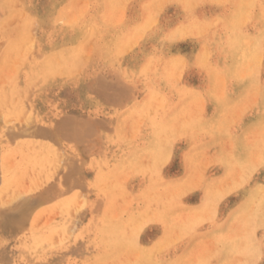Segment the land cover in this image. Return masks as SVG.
Instances as JSON below:
<instances>
[{"label":"rangeland","instance_id":"rangeland-1","mask_svg":"<svg viewBox=\"0 0 264 264\" xmlns=\"http://www.w3.org/2000/svg\"><path fill=\"white\" fill-rule=\"evenodd\" d=\"M116 1L0 0V264H264V1Z\"/></svg>","mask_w":264,"mask_h":264},{"label":"bare ground","instance_id":"bare-ground-1","mask_svg":"<svg viewBox=\"0 0 264 264\" xmlns=\"http://www.w3.org/2000/svg\"><path fill=\"white\" fill-rule=\"evenodd\" d=\"M1 1H2V0H1ZM117 1H118V0H117ZM117 1H116V2H117ZM136 1H137V0H136ZM155 1H157V2H154V0H153V3H151V1H150V3H151L150 6H151L152 4H154V3H158V0H155ZM162 1L164 2V0H162ZM167 1H168V0H167ZM215 1H216V0H215ZM229 1H230V0H229ZM234 1H235V0H234ZM239 1H240V0H239ZM255 1H256V0H255ZM263 1H264V0H263ZM122 2H123V1H122ZM130 2H131V1H130ZM141 2H142V1H140V3H141ZM145 2H146V1H145ZM159 2H160V4L158 3V6H157V7H159V5L162 6V4H163L160 0H159ZM188 2L190 3L191 1L189 0ZM194 2H195V1H194ZM198 2H199V1H198ZM218 2H219V1H218ZM221 2H222V1H221ZM223 2H224V1H223ZM112 3H113V2H112ZM126 3H127V2H126ZM140 3H139V4H140ZM148 3H149V1H148ZM148 3H147V4H148ZM161 3H162V4H161ZM88 4H89V3H88ZM116 4H117V3H116ZM122 4H123V3H122ZM124 4H125V3H124ZM142 4H143V3H142ZM142 4H140V5H142ZM193 4H194V3H193ZM226 4H227V3H226ZM239 4H240V3H239ZM248 4H249V3H248ZM113 5H114V4H113ZM120 5H121V4H120ZM132 5H133V4H132ZM144 5H145V3H144ZM172 5H173V4H172ZM174 5H175V4H174ZM178 5H179V4H178ZM190 5H191V3H190ZM190 5H189V6H190ZM195 5H196V4H194V6H195ZM200 5H201V4H200ZM220 5H221V4H220ZM240 5H241V4H240ZM0 6H1V5H0ZM45 6H46V5H45ZM125 6H126V5H125ZM137 6H138V5H137ZM165 6H166V5H165ZM189 6H187V7H189ZM241 6H242V5H241ZM241 6H240V10H241ZM250 6H252V5L250 4ZM256 6H257V5H256ZM113 7L115 8V6H113ZM148 7H149V6H148ZM154 7L156 8L155 5H154ZM171 7H172V6H171ZM198 7H199V6H198ZM201 7H202V6H201ZM207 7H208V6H207ZM207 7H206V9H207ZM45 8H46V7H45ZM58 8L60 9V7H58ZM71 8H73V7L71 6L70 9H71ZM74 8H75V7H74ZM87 8H88V7H87ZM114 8H113V10H114ZM118 8H119V6H118ZM151 8H152V7H151ZM155 8H154V11H155ZM162 8H164V7H162ZM165 8H166V7H165ZM189 8H190V7H189ZM202 8H203V7H202ZM216 8H217V7H216ZM220 8H221V7H220ZM220 8H219V9H220ZM227 8H228V4H227ZM249 8H250V7H249ZM256 8H257V7H256ZM259 8H261V7H259ZM7 9H8V8H7ZM115 9H117V8H115ZM122 9H123V8H122ZM124 9H125V8H124ZM132 9H134V8H132ZM158 9H160V8H158ZM191 9H192V8H191ZM191 9H189V10H191ZM200 9H201V8H200ZM212 9H213V8H212ZM225 9H226V8H225ZM238 9H239V7H238ZM251 9H252V7H251ZM45 10H46V9H45ZM61 10H62V9H61ZM113 10H112V11H113ZM162 10H163V9H162ZM171 10H172V9H171ZM187 10H188V9H187ZM247 10H248V9H247ZM252 10H254V9H252ZM5 11H6V10H5ZM38 11H39V9H38ZM66 11H67V10H66ZM112 11H110V12H112ZM122 11H123V10H122ZM147 11H148V10H147ZM158 11H159V10H158ZM172 11H173V10H172ZM185 11H186V10H185ZM219 11H220V10H219ZM226 11H227V10H226ZM226 11H225V12H226ZM237 11H238V10H237ZM262 11H263V10H262ZM123 12H124V11H123ZM137 12H138V11H137ZM166 12H167V11H166ZM166 12H165V13H166ZM168 12H169V11H168ZM193 12H194V11H193ZM225 12H224V13H225ZM249 12H250V9H249ZM252 12H253V11H252ZM260 12H261V11H259V13H260ZM5 13H7V12H5ZM57 13H58V12H57ZM84 13H85V12H84ZM120 13H121V11H120ZM125 13H126V12H125ZM138 13H139V12H138ZM155 13H156V12H155ZM157 13H158V12H157ZM162 13H163V12H162ZM179 13H180V12H179ZM187 13H188V12H187ZM195 13H196V12H195ZM243 13H244V11H243ZM250 13H251V12H250ZM250 13H249V14H250ZM263 13H264V11H263ZM111 14H112V17H113V16H114V17L117 16L115 13H114V15H113V13H111ZM171 14H172V13H171ZM198 14H199V13H198ZM238 14H239V13L237 12V15H238ZM246 14H247V13H246ZM249 14H247L246 16H248ZM255 14H256V13H255ZM255 14H254V15H255ZM3 15H4V14H3ZM3 15H1V16H3ZM115 15H116V16H115ZM122 15H123V14H122ZM122 15H121V17H122ZM132 15H133V14H132ZM132 15H131V16H132ZM146 15H147V14H146ZM178 15H179V14H178ZM237 15H236V18H237ZM20 16H21V15H20ZM109 16H110V14H109ZM134 16H135V15H134ZM139 16H140V15H139ZM153 16H155V15H153ZM153 16L150 15L151 18H152ZM162 16H163V15H162ZM179 16H180V15H179ZM179 16H178V17H179ZM186 16H187V15H186ZM251 16H252V13H251ZM255 16H256V15H255ZM260 16H261V14H260ZM262 16H263V15H262ZM60 17H62V16H60ZM114 17H113V18H114ZM124 17H125V16H124ZM124 17H123V18H124ZM150 17L148 18V15H147L146 18H148V20H149ZM169 17H170V16H169ZM172 17H173V16H172ZM190 17H191V16H190ZM194 17H195V16H194ZM198 17H199V16H198ZM249 17H250V16H249ZM263 17H264V16H263ZM263 17H262V18H263ZM58 18H59V17H57V19H58ZM80 18H81V17H80ZM96 18H97V17H96ZM108 18H109V17H108ZM108 18H107V20H106L105 22H108ZM113 18H112V20H113ZM118 18H119V17H118ZM143 18H144V17H143ZM159 18H160V17H159ZM183 18H185V17H183ZM213 18H215V17L213 16ZM236 18H235V20H236ZM245 18H246V17H245ZM61 19H62V18H61ZM61 19H60V20H61ZM131 19H132V17H131ZM191 19H192V18H191ZM211 19H212V18H211ZM238 19H239V18H238ZM16 20H17V19H16ZM95 20H96V22H97V19H95ZM95 20H93V21H95ZM122 20H123V19H122ZM155 20H156V17H155ZM172 20H174V19H172ZM189 20H190V19H189ZM195 20H196V19H195ZM215 20H216V19H215ZM244 20H245V19H244ZM58 21H59V20H58ZM113 21H114V20H113ZM117 21L119 22V20H117ZM117 21H116V22H117ZM129 21H130V20H129ZM139 21H140V20H138V22H139ZM187 21H188V18H187ZM216 21H218V20H216ZM216 21H215V22H216ZM232 21H234V20H232ZM232 21H230V22H232ZM236 21L238 22V24H240V22H239L238 20H236ZM9 22H10V21H9ZM59 22H60V21H59ZM121 22H122V21H121ZM131 22H132V20H131ZM155 22H157V21H155ZM155 22H154V23H155ZM176 22H177V21H176ZM176 22H174V23H176ZM184 22H185V21H184ZM188 22H189V21H188ZM199 22H200V21H199ZM222 22H224V21H222ZM243 22H244L243 24H245V21H243ZM248 22H249V21H248ZM33 23H34V22H33ZM57 23H58V22H57ZM114 23H115V21H114ZM140 23H141V22H140ZM140 23H139V24H140ZM146 23H147L149 26H150V24H152V23H151V20H150V22L148 21V22H146ZM146 23L144 22L143 25H144V24L146 25ZM149 23H150V24H149ZM162 23H163V22H162ZM169 23H170V22H169ZM190 23H191V21H190ZM200 23H201V22H200ZM246 23H247V22H246ZM253 23H254V22H253ZM7 24H8V23H7ZM111 24H113V22H112ZM126 24H128V23H126ZM158 24H159V23H158ZM160 24H161V23H160ZM165 24H166V23H165ZM171 24H172V23H171ZM197 24H198V23H197ZM201 24H202V23H201ZM215 24H216V23H215ZM223 24H225V22H224ZM231 24H232V23H231ZM234 24L236 25V22H234ZM258 24L260 25V23H258ZM18 25H19V24H18ZM22 25H23V24H22ZM27 25H28V24H27ZM116 25H117V24H116ZM140 25H141V24H140ZM148 25H146V28H144L145 26L143 27V30H142L143 32H144V29H147V26H148ZM178 25H179V24H178ZM187 25H188V24H187ZM192 25H193V24H191V26H192ZM202 25H203V24H202ZM212 25H214V24H212ZM219 25H220V24H219ZM221 25H222V24H221ZM227 25H228V24H227ZM118 26H119V25H118ZM121 26H122V25H121ZM155 26H156V23H155ZM240 26H241V25H239L238 27H240ZM245 26H246V25H245ZM252 26H254V25H252ZM114 27H115V26H114ZM124 27H125V26H124ZM127 27H128V26H127ZM140 27H142V26H140ZM158 27H159V29H160V26H158ZM171 27H172V26H171ZM174 27H175V24H174ZM178 27H179V26H178ZM183 27H184V25H183ZM218 27H219V26H218ZM241 27H242V26H241ZM254 27H255V26H254ZM256 27H257V26H256ZM25 28H26V27H25ZM85 28H86V27H85ZM89 28H90V27H89ZM121 28H122V27H121ZM136 28H137V27H136ZM136 28H135V29H136ZM148 28H149V27H148ZM156 28H157V27H156ZM161 28H162V26H161ZM169 28H170V26H169ZM169 28L167 27L166 29L169 30ZM176 28H177V27H175V29H176ZM185 28H187V26H186ZM250 28H251V27H250ZM109 29H110V28H109ZM129 29H130V27H129ZM166 29H163V30H166ZM175 29L173 28V32H171L172 34H175V32H174ZM178 29L180 30V27L176 29V33L181 31V30L178 31ZM194 29H195V28H194ZM196 29H197V28H196ZM213 29H214V28H213ZM242 29H243V28H242ZM137 30H139V29H137ZM200 30H201V29H200ZM214 30H215V29H214ZM243 30H244V29H243ZM30 31H31V30H30ZM132 31H133V30H132ZM134 31H135V30H134ZM142 31L140 30V31H137V32H139V33L141 34ZM150 31H151V30H150ZM197 31H198V29H197ZM207 31H208V30H207ZM210 31H211V30H210ZM220 31H221V30H220ZM244 31H245V30H244ZM28 32H29V31H28ZM147 32H148V31H147ZM160 32H161V31H160ZM162 32H166V31H162ZM162 32H161V33H162ZM167 32H168V31H167ZM167 32H166V33H167ZM169 32H170V31H169ZM169 32H168V33H169ZM185 32H187V31H185ZM192 32H193V31H192ZM198 32H199V31H198ZM198 32H197V33H198ZM97 33H98V32H97ZM133 33L135 34L136 32H133ZM145 33H146V32H145ZM156 33H157V32H156ZM180 33H181V32H180ZM25 34H26V33H25ZM131 34H132V33H131ZM134 34H133V35H134ZM136 34H137V33H136ZM140 34H138V36H139ZM172 34H171V35H172ZM198 34H199V33H198ZM198 34H197V35H198ZM211 34H212V33H211ZM143 35H144V34H143ZM159 35H161V34H159ZM181 35H182V34H181ZM186 35H187V34H185V36H186ZM190 35H191V33H190ZM193 35H194V34H193ZM193 35H192V36H193ZM200 35H201V34H200ZM203 35H204V34H203ZM206 35H207V32H206ZM22 36H23V35H22ZM25 36H26V35H24V37H25ZM130 36H131V35H130ZM134 36H135V35H134ZM134 36H132V37H134ZM136 36H137V35H136ZM138 36H137V37H138ZM141 36H142V35H141ZM144 36H145V35H144ZM146 36H147V33H146ZM166 36L168 37V35H166ZM173 36H174V35H173ZM188 36H189V35H188ZM188 36H186V37H188ZM194 36H196V35H194ZM211 36H212V35H211ZM24 37H23V38H24ZM132 37H129V39L132 38ZM183 37H184V36H182V39H183ZM201 37H202V36H201ZM5 38H6V37H5ZM157 38H159V37H157ZM169 38H170V35H169ZM180 38H181V37H180ZM211 38H212V37H211ZM217 38H218V37H217ZM227 38H228V37H227ZM31 39H32V38H31ZM127 39H128V38H127ZM129 39H128V40H129ZM132 39H135V38H132ZM138 39H139V38H138ZM141 39H142V38H141ZM147 39H148V38H147ZM163 39H164V38H163ZM177 39H179V38H177ZM207 39H208V38H207ZM207 39H206V40H207ZM19 40H22V39H19ZM19 40H18V41H19ZM23 40H24V39H23ZM33 40H34V39H33ZM130 40H131V39H130ZM139 40H140V39H139ZM149 40H150V39H149ZM174 40H176V38H175ZM174 40H173V41H174ZM197 40H198V39H197ZM200 40H201V39H200ZM219 40H220V39H219ZM238 40H239V39H238ZM28 41H29V40H28ZM30 41L32 42V40H30ZM131 41L133 42L134 40H131ZM131 41H130L131 44L129 43L130 45H132V44L134 43V42L132 43ZM136 41H137V39L135 40V43H136ZM142 41H143V40H142ZM162 41H164V40H162ZM166 41H167V40H166ZM195 41H196V40H195ZM223 41H224V40H223ZM254 41H255V40H254ZM254 41H253V42H254ZM0 42H1V41H0ZM22 42H23V41H22ZM73 42H74V41H73ZM124 42H125V44H126V43L128 44L129 41L125 40ZM138 42H139V41H138ZM144 42H145V41H144ZM157 42L160 43L161 41L159 42V40L157 39ZM251 42H252V41H251ZM258 42H259V40H258ZM18 43H19V42H17V45H18ZM20 43H21V41H20ZM117 43H118V42H117ZM117 43H116V44H117ZM158 43H157V44H158ZM163 43H164V42H163ZM169 43H170V42H169ZM196 43H197V41H196ZM213 43H214V42H213ZM215 43H216V42H215ZM255 43H256V42H255ZM0 44H1V43H0ZM33 44H34V43H33ZM121 44H122V43H121ZM125 44L123 43L122 45H125ZM127 44H126L125 47L128 49L129 44H128V46H127ZM151 44H154V43H151ZM249 44H251V43H249ZM139 45H140V44H139ZM167 45H168V44H167ZM185 45H186V44H185ZM198 45H200V44H198ZM214 45H215V44H214ZM256 45H257V44H256ZM18 46H19V45H18ZM45 46H46V45H45ZM117 46L119 47L118 44H117ZM117 46H115V47H117ZM134 46H135V44H134ZM157 46H158V45H157ZM164 46H165V45H164ZM171 46H172V45H171ZM173 46H174V45H173ZM173 46H172L171 48H173ZM207 46H209V45H207ZM228 46H229V45H228ZM159 47H160V46H159ZM202 47H203V46H202ZM202 47H201V48H202ZM252 47H253V46H252ZM21 48H23V47H21ZM111 48H112V47H111ZM122 48L124 49V47H122ZM126 48H125V49H126ZM144 48H145V47H144ZM150 48H151V47H150ZM197 48H198V47H197ZM205 48H206V47H205ZM219 48H220V47H219ZM119 49H120V47H119ZM123 49H122V50H123ZM158 49H160V48H158ZM166 49H167V48H166ZM216 49H217V48H216ZM0 50H1V49H0ZM16 50H17V49H16ZM122 50H120V52H121ZM130 50H132V49L130 48ZM164 50H165V48H164ZM173 50H174V49H173ZM186 50H187V49H186ZM202 50H204V49L202 48ZM218 50L221 51L220 49H218ZM261 50H262V49H261ZM24 51H25V50H24ZM126 51H127V50H125V52H126ZM167 51H168V50H167ZM197 51H198V50H197ZM205 51H207V50L205 49L204 52L202 51L201 53L204 54ZM253 51H254V50H253ZM120 52L116 51L115 53H116V54H117V53H119V54H123V53H124L123 51H122L121 53H120ZM175 52H176V51H175ZM189 52H190V51H189ZM214 52H215V51H213V53H214ZM233 52H234V51H233ZM108 53H109V52H108ZM113 53H114V50H113ZM115 53H114V54H115ZM157 53L159 54L158 51H157ZM160 53H161V52H160ZM184 53H185V52H184ZM255 53H256V50H255ZM260 53H261V52H260ZM130 54H131V53H130ZM175 54H176V53H175ZM189 54H190V53H189ZM53 55H54V54H53ZM53 55H52V60H54V58H55V56H54V58H53ZM103 55H104V54H103ZM108 55H110V54H108ZM171 55H172V54H171ZM173 55H174V54H173ZM199 55H201V54H200V53L197 54V56L200 58ZM205 55H207V52H206ZM219 55H220V54H219ZM27 56H28V55H27ZM38 56H40V55H38ZM117 56L119 57L120 55H116V57H117ZM123 56H124V55H123ZM142 56H143V54H142ZM168 56H170V55L168 54ZM177 56H178V55H177ZM179 56H180V55H179ZM192 56H193V55H192ZM213 56H214V55H213ZM246 56H247V55H246ZM50 57H51V56H50ZM81 57H82V56H81ZM103 57H105V55H104ZM110 57H111V56H110ZM114 57H115V56H114ZM121 57H122V56H121ZM138 57H139V56H138ZM149 57H150V56H149ZM184 57H185V56H184ZM195 57H196V54H195ZM203 57H204V56L202 55V59H203ZM208 57H209V56H208ZM214 57H215V56H214ZM257 57H260V56H257ZM27 58H28V57H27ZM39 58H40V57H39ZM96 58H97V57H96ZM125 58H127V56H126ZM130 58H131V57H130ZM160 58H161V57H160ZM179 58H180V57H179ZM182 58H183V57H182ZM182 58H181V59H182ZM206 58H207V57H206ZM209 58H210V57H209ZM209 58H208V59H209ZM215 58H216V57H215ZM215 58H214V59H215ZM100 59H101V58H100ZM108 59H109V58H108ZM132 59H133V58H132ZM135 59H136V58H135ZM151 59H152V58H151ZM154 59H155V58H154ZM161 59H162V58H161ZM192 59H193V58H192ZM197 59H198V58H197ZM197 59L195 58L194 61H195V62H198ZM27 60H28V59H27ZM115 60H118V59L115 58ZM119 60H120V59H119ZM123 60H124V59H123ZM136 60H137V59H136ZM146 60H147V59H146ZM44 61H45V60H44ZM57 61H58V60H57ZM177 61H179V59H178ZM177 61H176V62H177ZM180 61H181V60H180ZM180 61L178 62L179 64H180ZM187 61H188V60H187ZM194 61H193V62H194ZM207 61H208V60H207ZM227 61H228V59H227ZM116 62H117V61H116ZM244 62H245V59H244L243 63H244ZM33 63H34V62H33ZM36 63H37V62H36ZM57 63H58V62H57ZM57 63H56V64H57ZM117 63H118V62H117ZM130 63H131V62H130ZM146 63H147V62H146ZM146 63H145V64H146ZM153 63H154V62H153ZM153 63H152V64H153ZM178 63H177V64H178ZM183 63H184V62H182V65H183ZM258 63H259V62H258ZM104 64H106V63H104ZM118 64H119V63H118ZM125 64H126V63H125ZM139 64H140V63H139ZM148 64H149V63H148ZM160 64H161V63H160ZM179 64H178L177 66H179ZM26 65H27V64H26ZM113 65H114V64H113ZM115 65H116V63H115ZM154 65H156V63H155ZM166 65L168 66L169 64L166 63ZM172 65H174V64L172 63ZM180 65H181V64H180ZM197 65H198V64H197ZM202 65H204V64L202 63ZM210 65H211V64H210ZM249 65H250V64H249ZM119 66H120V65H119ZM144 66H145V65H144ZM147 66H148V65H147ZM160 66H161V65H160ZM174 66H175V65H174ZM191 66H192V65H191ZM195 66H196V64H195ZM199 66H200V65H199ZM258 66H259V64H258ZM66 67H67V66H66ZM116 67H117V66H116ZM154 67H155V66H154ZM158 67H159V66H158ZM168 67H169V66H168ZM175 67H176V66H175ZM175 67H174V68H175ZM181 67H183V66H181ZM187 67H188V65H187ZM187 67H186V68H187ZM196 67H197V66H196ZM211 67H212V66H211ZM240 67H241V66H240ZM59 68H60V67H59ZM59 68H58V70H59ZM75 68H76V67H75ZM141 68H142V67H141ZM151 68H153V66H152ZM151 68H149V69H151ZM156 68H157V66H156ZM174 68H173V69H174ZM177 68H178V67H177ZM188 68H189V67H188ZM199 68H200V67H199ZM201 68H202V67H201ZM201 68H200V69H201ZM206 68H207V67H206ZM6 69H7V67H6ZM65 69H66V68H65ZM126 69L128 70L127 67H126ZM133 69H134V68H133ZM143 69H145V67H144ZM153 69H154V68H153ZM153 69H152L151 71H153ZM159 69H160V68H159ZM162 69H163V68H162ZM175 69H176V68H175ZM194 69H195V68H194ZM203 69H204V68H203ZM240 69H241V68H240ZM245 69H246V68H245ZM251 69H253V67H252ZM146 70H148V69H146ZM204 70H205V69H204ZM0 71H1V70H0ZM60 71H61V70H60ZM65 71H67V70H65ZM166 71H170V72H171V70H166ZM177 71H179V70H177ZM177 71H176V73H177ZM182 71H183V70H182ZM200 71H201V70H200ZM202 71H203V70H202ZM239 71H240V70H239ZM239 71H238V72H239ZM55 72H56V71H55ZM138 72H139V70H138ZM141 72H142V71H141ZM145 72H146V71H145ZM149 72H150V71H149ZM149 72H146V74L149 73ZM155 72H156V71H155ZM155 72L152 73V74H155ZM174 72H175V70H174ZM186 72H187V71H186ZM230 72H231V71H230ZM60 73H61V72H60ZM65 73H66V72H65ZM67 73L70 74L71 72H68V71H67ZM162 73H164V72H162ZM166 73H167V72H166ZM179 73H180V72H179ZM198 73H199V72H198ZM252 73H253V72H252ZM129 74H130V73H129ZM138 74H139V73H138ZM138 74H137V77L139 76ZM159 74H160V73H159ZM159 74H158L157 76H159ZM168 74H169V72H168ZM168 74H167V75H168ZM171 74H173V72L170 73L169 75H171ZM190 74H192V73H190ZM195 74H196V73H195ZM217 74H219V72H218ZM230 74H231V73H230ZM257 74H258V73H257ZM22 75H23V74H22ZM47 75H48V74H47ZM53 75H54V73H53ZM121 75H122V74H121ZM134 75H135V74H134ZM134 75H133V76H134ZM147 75H148V74H147ZM167 75H166V76H167ZM169 75H168V76H169ZM173 75H177V76H178V73H177V74H173ZM180 75H182V74H180ZM197 75H198V74H197ZM200 75H201V74H200ZM44 76H45V75H44ZM64 76H65V75H64ZM135 76H136V75H135ZM262 76H263V75H262ZM39 77H41V76H39ZM151 77H152V76H151ZM154 77H155V75H154ZM173 77H174V76H173ZM181 77H182V76H181ZM41 78H42V77H41ZM61 78H62V77H61ZM126 78H128V77H126ZM140 78H141V77H140ZM149 78H150V77H147V79H149ZM164 78H165V77H164ZM168 78H169V77H167V79H168ZM177 78H178V77H177ZM179 78H180V76H179ZM193 78H194V77H193ZM197 78H198V77H197ZM262 78H263V77H262ZM7 79H8V78H7ZM36 79H37V78H36ZM36 79H35V80H36ZM160 79H162V78H160ZM186 79H187V78H186ZM55 80H56V79H55ZM124 80H125V79H124ZM128 80H130V78H129ZM138 80H139V79H138ZM163 80H164V79H162V81H163ZM173 80H174V79H173ZM191 80H192V79H191ZM220 80H221V79H220ZM146 81H147V80H146ZM151 81H152V80H151ZM159 81H160V80H159ZM159 81H158V82H159ZM180 81H181V80H180ZM186 81H187V80H186ZM186 81H185V82H186ZM222 81H223V80H222ZM222 81H221V83H222ZM58 82H59V81H58ZM156 82H157V81H156ZM164 82H165V80H164ZM166 82H167V81H166ZM168 82H170V81H168ZM173 82H174V81H173ZM219 82H220V81H219ZM147 83H148V82H147ZM161 83H163V82H161ZM175 83H176V86H177V82H175ZM175 83H174V85H175ZM200 83H201V82H200ZM163 84H165V83H163ZM166 84H167V83H166ZM178 84H179V83H178ZM219 84H220V83H219ZM227 84H228V83H227ZM44 85H45V84H44ZM105 85H106V84H105ZM157 85H158V83H157ZM169 85H170V84H169ZM181 85H182V84H181ZM249 85H250V84H249ZM149 86H150V85H149ZM159 86H160V85H159ZM215 86H216V85H215ZM222 86H223V84H222ZM222 86H221V87H222ZM49 87H50V86H49ZM52 87H53V86H52ZM59 87H60V86H59ZM61 87H62V86H61ZM143 87H144V86H143ZM162 87H163V86H162ZM167 87H168V86H167ZM170 87H171V86H170ZM179 87H180V86H179ZM221 87H220V88H221ZM42 88H43V87H42ZM44 88H46V87L44 86ZM150 88H151V86H150ZM171 88H172V87H171ZM173 88H175V87L173 86ZM54 89H55V88H54ZM159 89H160V88H159ZM159 89H158V90H159ZM164 89H165V88H164ZM164 89H163V90H164ZM177 89H178V88H177ZM186 89H187V88H186ZM186 89H185V90H186ZM143 90H144V89H143ZM169 90H170V89H168V91H169ZM173 90H174V89H173ZM178 90H179V89H178ZM187 90H188V89H187ZM52 91H53V88H52ZM58 91H59V90H58ZM145 91H148V89L145 90ZM159 91H160V90H159ZM161 91H162V90H161ZM175 91H176V88H175ZM235 91H236V90H235ZM121 92H122V91H121ZM164 92H165V91H164ZM176 92H177V91H176ZM128 93H129V92H128ZM128 93H127V94H128ZM146 93H147V92H146ZM169 93H170V91H169ZM184 93H185V91L183 92V95H184ZM19 94H20V93H19ZM158 94H159V93H158ZM164 94H165V93H164ZM177 94L179 95V93H177ZM195 94H198V93H195ZM128 95H129V94H128ZM145 95H146V94H145ZM145 95H144V96H145ZM154 95H155V94H154ZM165 95H167V93H166ZM173 95H175V93H174ZM129 96H130V95H129ZM155 96H156V95H155ZM155 96H154V98L156 99L157 97H155ZM191 96H193V95H191ZM199 96H200V95H199ZM219 96H221V95H219ZM219 96H218V97H219ZM121 97H122V96H121ZM151 97H152V95H151ZM160 97H161V96H160ZM165 97H166V96H165ZM167 97H168V96H167ZM188 97H189V96H188ZM207 97H208V96H207ZM195 98H197V97L195 96ZM240 98H241V97H240ZM145 99H146V98H145ZM162 99H163V98H162ZM168 99H169V98H168ZM171 99H172V98H171ZM253 99H254V98H253ZM127 100H129V99H127ZM169 100H170V99H169ZM175 100H177V99H175ZM201 100H202V99H201ZM135 101H136V100H135ZM147 101H148V100H147ZM147 101H146V102H147ZM150 101H152V100H150ZM159 101L161 102V99H159ZM159 101H158V103H159ZM173 101H174V100H173ZM193 101H195V99H193ZM197 101H198V100H196L195 102L198 103ZM211 101H212V100H211ZM211 101H210V102H211ZM0 102H2V101H0ZM169 102H170V101H169ZM174 102H175V101H174ZM190 102H191V99H190ZM203 102H204V101H203ZM210 102H209V103H210ZM162 103H163V101H162ZM162 103H160L161 106H162ZM199 103H200V102H199ZM212 103H213V102H212ZM154 104H155V103H154ZM190 104H192V103H190ZM193 104H194V103H193ZM210 104H211V103H210ZM152 105H153V103H152ZM156 105H158V104H156ZM156 105H155V107H157ZM187 105H188V107H189L188 101H187ZM196 105H197V104H196ZM202 105H203V104H202ZM213 105H214V104H213ZM142 106H143V105H142ZM164 106H166V105H164ZM194 106H195V104H194ZM198 106H200V108H203V107H201V105H199V104H198ZM167 107H168V106H167ZM190 107H191V106H190ZM190 107H189V110H191ZM149 108H150V107H149ZM162 108H163V107H162ZM162 108H160V109H162ZM193 108H194V107H193ZM200 108H199V110L201 111L202 109H200ZM146 109H147V108H146ZM153 109H154V108H153ZM164 109H166V108H164ZM187 109H188V108H187ZM194 109L197 110V108H194ZM148 110H149V109L146 110L147 113H148ZM166 110H167V109H166ZM220 110H221V109H220ZM247 110H248V109H247ZM168 111H169V110H168ZM182 111L184 112V108H183ZM202 111H203V110H202ZM114 112H116V111H114ZM141 112H142V111H141ZM154 112H155V111H154ZM156 112H158V110H157ZM160 112H163V110L160 111ZM188 112H189V111H188ZM188 112H187V110H186V113H188ZM203 112H204V111H203ZM110 113H111V112H110ZM112 113H113V112H112ZM143 113H144V112H143ZM163 113H164V112H163ZM163 113H161V114H163ZM179 113H180V112H179ZM144 114H145V113H144ZM150 114H151V112H150ZM154 114H155V113H154ZM189 114H190V112H189ZM197 114H198V113H197ZM210 114H211V113H210ZM210 114H209V115H210ZM109 115H111V114H109ZM147 115H148V114H147ZM156 115H157V114H156ZM156 115H155V116H156ZM158 115H159V112H158ZM177 115H178V114H177ZM182 115H183V113H182ZM198 115H200V114H198ZM218 115H221V114H218ZM203 116H204V115H203ZM123 117H124V115H123ZM125 117H126V116H125ZM132 117H133V116H132ZM145 117H146V116H145ZM149 117H150V116H149ZM177 117H178V116H177ZM177 117H176V118H177ZM188 117H189V115H188ZM153 118H154V117H153ZM156 118H157V116H156ZM259 118H260V117H259ZM72 119H73V118H72ZM159 119H160V118H159ZM159 119H157V120H159ZM189 119H190V118H189ZM191 119H192V118H191ZM213 119H214V118H213ZM230 119H231V118H230ZM123 120H125V119H122V121H119L120 124L123 122ZM168 120H169V118H168ZM214 120L217 121L216 119H214ZM222 120H223V119L221 118V121H222ZM78 121H79V120H78ZM147 121H148V120H147ZM150 121H151V120H150ZM154 121H155V120H154ZM174 121H175V120H174ZM180 121H182V120H180ZM219 121H220V120H219ZM219 121H218V122H219ZM221 121H220V122H221ZM226 121H227V120H226ZM69 122H70V121H69ZM132 122H135V121L132 120ZM145 122H146V121H145ZM145 122H144V123H145ZM172 122H173V121H172ZM220 122H219V123H220ZM256 122H257V121H256ZM61 123H62V120H61ZM185 123H186V122H185ZM117 124H118V123H117ZM131 124H133V123H131ZM142 124H143V122H142ZM192 124H193V123H192ZM206 124H207V123H206ZM213 124H214V123H213ZM222 124H223V123H222ZM122 125H123V124H122ZM122 125H121V126H122ZM185 125H186V124H185ZM209 125H210V124H209ZM230 125H231V124H230ZM256 125H257V124H256ZM256 125H255V126H256ZM166 126H167V125H166ZM207 126H208V125H207ZM211 126H212V125H211ZM231 126H232V125H231ZM64 127H65V126H64ZM118 127H120V126L118 125ZM125 127H126V126H125ZM143 127H144V126H143ZM173 127H174V126H173ZM198 127H200V129H201V126H198ZM214 127L216 128L215 125H214ZM232 127H233V126H232ZM251 127H252V126H251ZM67 128H68V127H67ZM146 128H147V127H146ZM184 128H185V127H184ZM196 128H197V126H196ZM208 128H209V127H208ZM210 128H211V127H210ZM210 128H209V129H210ZM229 128H230V127H229ZM206 129H207V128H206ZM231 129H232V128H231ZM250 129H251V128H250ZM67 130H68V129H67ZM194 130H197V129H194ZM247 130H248V129H247ZM247 130H246V131H247ZM37 131H38V129H37ZM45 131H46V130H45ZM118 131H119V130H118ZM141 131H142V130H141ZM143 131H145V130H143ZM147 131H148V130H147ZM180 131H181V130H180ZM184 131H185V130H184ZM201 131H202V130H201ZM215 131H216V129H215ZM246 131H245V132H246ZM41 132H42V131H41ZM133 132H134V131H133ZM135 132H136V131H135ZM69 133H70V132H69ZM141 133H142V132H141ZM141 133H139V135H140ZM189 133H190V132H189ZM201 133H204V132H201ZM216 133H217V131H216ZM218 133H219V132H218ZM38 134H39V133H38ZM62 134H63V133H62ZM78 134H79V133H78ZM136 134H137V133H136ZM193 134H194V133H193ZM199 134H200V132H199ZM219 134H220V133H219ZM225 134H226V133H225ZM240 134H241V133H240ZM240 134H239V136H240ZM41 135H42V134H41ZM59 135H60V134H59ZM59 135H58V136H59ZM67 135H68V134H67ZM115 135L117 136V134H115ZM119 135H120V134H119ZM132 135H133V133H132ZM145 135H146V133H145ZM171 135H172V134H171ZM206 135H207V133H206ZM226 135H227V134H226ZM242 135H243V134H242ZM48 136H50V135H48ZM64 136H65V135H64ZM75 136H76V135H75ZM177 136H178V135H177ZM186 136H187V135H186ZM59 137H61V136H59ZM73 137H74V136H73ZM111 137H113V136H111ZM118 137H119V136H118ZM118 137H116V140H120V139H121V138H120V139H117ZM146 137H147V136H146ZM184 137H185V136H184ZM194 137H195V136H193V138H194ZM54 138H55V137H54ZM62 138H63V136H62ZM138 138H139V137H138ZM140 138H141V136H140ZM186 138H187V137H186ZM206 138H208V137H206ZM238 138H240V137H238ZM56 139H57V138H56ZM124 139H125V138H124ZM136 139H137V138H136ZM215 139H216V138H215ZM217 139L220 140V138H217ZM217 139H216V141H218ZM73 140H74V139H73ZM75 140H76V139H75ZM79 140H80V139H79ZM130 140H132V139H130ZM164 140H166V139H164ZM167 140H168V139H167ZM167 140H166V141H167ZM171 140H175V139H171ZM178 140H179V138H178ZM241 140H242V139H241ZM111 141H112V138H111ZM113 141H115V136H114ZM125 141H126V140H125ZM144 141H145V140H144ZM204 141H205V140H204ZM214 141H215V140H214ZM238 141H239V139H238ZM242 141L244 142V140H242ZM75 142H76V141H75ZM118 142H120V141H118ZM212 142H213V141H212ZM218 142H219V141H218ZM222 142H223V141H222ZM239 142H240V141H239ZM129 143H130V142H129ZM131 143H136V142H131ZM144 143H145V142H144ZM181 143H182V142H181ZM199 143H200V142H199ZM213 143H215V142H213ZM216 143H217V142H216ZM216 143H215V144H216ZM237 143H238V142H237ZM168 144H170L169 141H168ZM203 144H204V142H203ZM206 144H207V143H206ZM211 144H212V143H211ZM218 144H220V142H219ZM240 144H243V143H240ZM207 145H208V144H207ZM237 145H238V144H237ZM157 146H158V145H157ZM164 146H165V145H164ZM200 146H203V145H200ZM243 146H244V144H243ZM245 146H247V144H245ZM245 146H244V147H245ZM160 147H161V146H160ZM170 147H171V146H170ZM203 147H204V146H203ZM75 148H76V147H75ZM158 148H159V147H158ZM247 148H248V146H247ZM123 149H124V147H123ZM161 149H162V148H160V150H161ZM220 149H221V148H220ZM124 150H125V149H124ZM164 150H165V149H164ZM235 150H236V148H235ZM239 150H240V148H239ZM239 150H238V151H239ZM125 151H126V150H125ZM138 151H139V150H138ZM140 151H142V150L140 149ZM161 151H163V150H161ZM198 151H199V150H198ZM240 151H241V150H240ZM158 152H159V151H158ZM158 152H157V154H158ZM165 152H166L165 155L168 156V152H167V151H165ZM200 152H201V151H199V153H200ZM220 152H221V151H220ZM136 153H137V152H136ZM136 153H135V154H136ZM142 153H144V152H141L140 154H142ZM197 153H198V152H197ZM199 153H198V154H199ZM240 153H241V152H240ZM246 153H247V152H246ZM157 154H156V155H157ZM223 154H224V153H223ZM238 154H239V153H238ZM165 155H164V157H165ZM214 155H215V154H214ZM241 155H242V154H241ZM241 155H240V156H241ZM134 156H135V155H134ZM170 156H171V155H170ZM170 156H169V158H170ZM195 156H196V155H195ZM198 156H199V155H198ZM223 156H224V155H223ZM223 156H220V157H223ZM240 156H239V157H240ZM243 156H244V154H243ZM245 156H246V155H245ZM138 157H139V156H138ZM144 157H145V156H144ZM152 157H153V156H152ZM157 157H158V156H157ZM186 157H187V156H186ZM190 157H191V156H190ZM217 157H218V156L216 155V158H217ZM166 158L169 159L168 157H166ZM166 158H164L165 161H166ZM191 158H192V157H191ZM193 158H194V157H193ZM213 158H214V157H213ZM241 158H245V157H241ZM130 159H133V157H132V158L130 157ZM146 159L148 160V157H147ZM158 159H159V158H158ZM170 159H171V158H170ZM194 159H195V158H194ZM223 159H225V158H223ZM150 160H152V158H151ZM156 160H157V159H156ZM159 160L162 161V159H159ZM186 160H188V158H187ZM189 160H190V159H189ZM241 160H245V159H241ZM142 161L144 162L145 159L142 160ZM154 161H155V160H154ZM235 161H236V160H235ZM149 162H150V161H149ZM162 162H164V160H163ZM162 162H161V163H162ZM183 162H184V161H183ZM223 162H224V161H223ZM241 162H242V161H241ZM151 163H153V162H151ZM151 163H150V164H151ZM155 163H156V162H155ZM187 163H188V162H187ZM203 163H204V162H203ZM238 163H240V162H238ZM144 164H145V163H144ZM157 164H158V163H157ZM159 164H160V163H159ZM163 164H164V163H163ZM184 164H185V163H184ZM145 165H146V164H145ZM151 165L153 166V164H151ZM154 165H155V164H154ZM161 165H162V164H161ZM161 165H160V166H161ZM207 165H208V164H207ZM213 165H214V163H213ZM248 165H250V164H248ZM147 166H148V165H146V167H147ZM139 167H140V166H139ZM150 167H151V166H150ZM157 167H158V166H157ZM232 167H233V166H232ZM148 168H149V167H148ZM155 168H156V167H155ZM217 168H218V167H217ZM240 168H241V167H240ZM121 169H122V168H121ZM121 169H120V171H121ZM128 169L130 170V168H128ZM251 169H253V168L251 167ZM139 170H140V168H139ZM143 170H144V168H143ZM231 170H232V169H231ZM235 170H236V169H235ZM253 170H254V169H253ZM79 171H80V170H79ZM125 171H126V170H125ZM130 171H131V170H130ZM228 171H230V170H228ZM242 171H243V170H242ZM128 172H129V171H128ZM144 172H145V171H144ZM180 172H181V171H180ZM211 172H212V171H211ZM226 172H227V170H226ZM200 173H201V172H200ZM212 173H213V172H212ZM244 173H245V172H244ZM251 173H252V172H251ZM137 174H139V172H138ZM202 174H203V173H202ZM240 174H241V173H240ZM131 175H132V174H131ZM133 175H134V174H133ZM209 175H210V174H209ZM209 175H208V176H209ZM225 175H226V174H225ZM237 175H238V174H237ZM245 175H246V176H245V178H246L248 175H247L246 173H245ZM225 177H226V176H225ZM238 177H239V175H238ZM240 177H241V176H240ZM240 177H239V179H240ZM199 178L201 179L202 177H199ZM212 178H213V177H212ZM223 178H224V177H223ZM239 179H238V180H239ZM246 179H247V178H246ZM198 180H199V179H198ZM205 180H206V179H205ZM221 180H222V179H221ZM221 180H220V184H221ZM228 180H229V179H228ZM231 180H232V178H231ZM231 180H230V181H231ZM235 180H237V179H235ZM200 181H201V180H200ZM200 181H198V182H200ZM242 181L244 182V178H243V180H241L240 182L242 183ZM193 182H194V181H193ZM196 182H197V179H196ZM211 182H212V181H211ZM217 182H218V181H217ZM217 182L215 183V185H217ZM228 182H229V181H228ZM228 182H226L227 187H228V185H229ZM224 183H225V182H224ZM224 183H223V185H224ZM230 183H233V182H230ZM237 183H238V182H237ZM237 183H236V184H237ZM189 184H191V182H190ZM200 184H201V183H200ZM209 184H210V183H209ZM220 184H219V186H220ZM251 184H252V183H251ZM183 185H184V187H185V186L187 187V184H185V182H184ZM239 185H240V184H239ZM166 186H167V185H166ZM176 186H178V185H176ZM189 186H190V185H189ZM192 186H193V185H192ZM199 186H200V185H199ZM212 186H213V185H212ZM212 186H210V187H212ZM233 186H236V187H237V185H235V184H233ZM233 186H232V187H233ZM178 187H179V186H178ZM182 187H183V186H182ZM196 187H198V184H197ZM223 187H224V186H221V188H223ZM158 188H159V187H158ZM179 188H181V187H179ZM179 188H178V189H179ZM188 188H191V187H188ZM215 188H216V186H215ZM221 188L219 187V189H221ZM234 188H235V187H234ZM181 189H182V188H181ZM191 189H192V188H191ZM203 189H204V188H203ZM224 189H225V187H224ZM227 189H228V188H227ZM183 190H184V188H183ZM204 190H205V189H204ZM212 190H213V191H212ZM228 190H229V189H228ZM228 190H227V193H228ZM230 190H231V189H230ZM176 191H177V190H176ZM189 191H190V190H189ZM210 191H212V193L215 192V190H214L213 187L211 188ZM217 191H219V190L216 189V192H217ZM224 191H225V190H224ZM224 191H223V192H224ZM183 192H184V191H183ZM185 192H187V191H185ZM201 192H202V191H201ZM220 192H222V190H221ZM223 192H222V193H223ZM180 193H182V192H180ZM224 193H225V192H224ZM233 193H235V192H233ZM205 194H207V193H205ZM205 194H204V196H205ZM214 194L216 195V194H218V192H217V193H214ZM219 194H220V193H219ZM225 194H226V193H225ZM229 194H230V193H229ZM235 194H236V193H235ZM179 195H181V194H179ZM200 195H202V194H200ZM212 195H213V194H211V196H212ZM215 195H213V196H214V198L217 199V195H216V197H215ZM221 195H222V194H221ZM221 195H220V196H221ZM236 195H237V194H236ZM166 196H167V195H166ZM166 196H165V197H166ZM174 196H176V195H174ZM218 196H219V195H218ZM201 197H202V196H201ZM208 198L211 199V197H207V200H208ZM178 199H179V198H178ZM216 199H215V200H216ZM221 199H223V197H222ZM224 199H225V198H224ZM226 199H227V198H226ZM198 200H199V199H198ZM212 200H213V198H212ZM212 200H211V201H212ZM219 200H220V198H219ZM219 200H217V202H219ZM80 201H81V200H80ZM209 201H210V200H208L207 204H209ZM213 201H214V200H213ZM220 201H221V200H220ZM21 202H22V201H21ZM83 202H84V201H83ZM80 204H81V203H80ZM207 204H206V205H207ZM216 204H217V203H216ZM216 204H215V203H214V204L211 203V205H213V206H215ZM206 205H202V208L205 207ZM226 205H227V204H226ZM78 206H79V205H78ZM207 206H209V205H207ZM207 206H206V209H207ZM215 207H216V206H215ZM208 208H209V207H208ZM122 210H123V208H122ZM203 210H205V209L203 208ZM199 212H200V211H199ZM205 214H206V213H205ZM21 215H22V216L19 217V218L4 219V220L2 221L1 227L6 228V229H8V230H10V231H12V232H13L14 230L20 228V227L24 224V221H25V218H24L25 216H24V214L21 213ZM203 216H204V215H203ZM227 216H228V215H227ZM12 217H13V216H12ZM16 217H17V216H16ZM239 217H240V216H239ZM4 218H5V217H4ZM206 218H208V216H207ZM202 219H203V218H202ZM193 226H194V225H193ZM135 228H136V227H135ZM137 228H138V226H137ZM251 228H252V227H251ZM133 230H136V229H133ZM252 230H254V229L252 228ZM258 230H259V229H258ZM254 231H255V230H254ZM251 232L254 233L253 231H251ZM128 234H129V233H128ZM252 235H253V234H252ZM127 236H128V235H127ZM253 236H254V235H253ZM253 236H252V238H254ZM182 237H183V236H182ZM114 240H115V239H114ZM19 246H20V245H19ZM102 246H103V245H102ZM133 246H134V245H133ZM20 248H21V247H20ZM22 248H25V247H22ZM30 248H31V247H30ZM0 250H1V249H0ZM25 250H26V249H25ZM20 252H23V251H20ZM150 253H151V252H150ZM22 254H23V253H22ZM26 255H27V254H26ZM149 255H150V254H149ZM3 259H4V256H3ZM3 259H2V260H3ZM5 259H6V258H5ZM3 261H5V260H3ZM6 261H7V260H6ZM171 262H172V261H171ZM206 262H207V261H206ZM140 263H141V262H140ZM233 263H234V262H233ZM169 264H170V263H169Z\"/></svg>","mask_w":264,"mask_h":264}]
</instances>
